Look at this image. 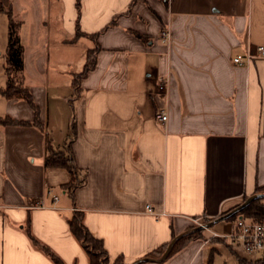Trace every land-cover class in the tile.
<instances>
[{
  "label": "crops",
  "instance_id": "crops-1",
  "mask_svg": "<svg viewBox=\"0 0 264 264\" xmlns=\"http://www.w3.org/2000/svg\"><path fill=\"white\" fill-rule=\"evenodd\" d=\"M0 4L18 22L19 82L37 106L3 95L4 70L0 117L28 123L0 124V264H53L30 236L63 264H89L68 229L74 211L109 261L157 259L188 234L138 264H204L214 239L193 219L225 233L231 220L220 217L264 187V57L231 61L264 45V0ZM7 33L0 11L2 56ZM67 145L80 181L71 194L66 169L45 164L49 147Z\"/></svg>",
  "mask_w": 264,
  "mask_h": 264
},
{
  "label": "trees",
  "instance_id": "trees-1",
  "mask_svg": "<svg viewBox=\"0 0 264 264\" xmlns=\"http://www.w3.org/2000/svg\"><path fill=\"white\" fill-rule=\"evenodd\" d=\"M75 7L78 11L79 8V0H75ZM0 11H4L8 17V33H7V46L5 50V64L4 70L7 77L6 86L2 89L3 95L7 98H21L27 101V103L33 108L35 113L37 114V106L33 102V99L30 93L21 86L19 82L18 73L22 70V44L18 34V22L15 21L12 17L11 12L6 10L3 5L0 4ZM92 59H88L83 65L82 70L78 73V77L83 76L92 66ZM77 77V78H78ZM28 122L15 120L9 118L7 116L0 117V124H27ZM45 164L47 166L53 167H61L66 169L69 174V181L62 185V189L71 194L73 189L80 183L77 180V175L79 171L75 167L69 145L63 147L62 149L54 150L51 147L48 148V154L45 158ZM255 193H264V187H259L255 189ZM243 200L245 197L242 198ZM263 198L253 199L248 202L244 207L240 209V212H237L233 215L227 216L226 219H233L236 216H241L248 220L252 221H261L264 219V201L261 202ZM68 229L70 233L74 236L77 242L84 249L89 264H123L119 257H116L113 261H109L107 257V253L102 246V243L99 239L94 238L84 227L82 223V215L79 211H74L72 215L67 220ZM188 234H183L176 238L168 251L166 257L175 251L179 245L188 238ZM31 241L35 246L40 248L50 259L53 264H63V262L54 255L51 250L45 245L39 243L35 238L30 236ZM166 245L159 248L157 252V256H160ZM146 257H152L153 255L147 254ZM243 260L246 263L250 264H264V258H256L253 261L247 260L245 258H237L238 264H243ZM139 263V262H138ZM135 263V264H138ZM204 264H210V256L207 258V261Z\"/></svg>",
  "mask_w": 264,
  "mask_h": 264
},
{
  "label": "built area",
  "instance_id": "built-area-1",
  "mask_svg": "<svg viewBox=\"0 0 264 264\" xmlns=\"http://www.w3.org/2000/svg\"><path fill=\"white\" fill-rule=\"evenodd\" d=\"M160 37L163 42H169V32L167 28L160 32ZM256 57H264V45H254L252 49L246 46L242 53L233 55L231 61L236 65H245ZM167 84V75L160 76L157 80L156 88L161 92H166ZM155 117L160 124L164 125L167 120L166 111L164 109H159ZM47 192L51 194L49 189ZM57 198V195L51 194L52 203H55ZM36 206L44 207V203L40 201ZM145 208L148 213H153L149 204H146ZM193 221L197 226L206 228L205 225L199 221V218H195ZM211 239L224 240L231 248H238L246 254L255 255L256 258H264V219L261 221H252L241 216H236L231 221L230 228L227 232L218 233L211 231L209 237L204 241Z\"/></svg>",
  "mask_w": 264,
  "mask_h": 264
},
{
  "label": "rangeland",
  "instance_id": "rangeland-1",
  "mask_svg": "<svg viewBox=\"0 0 264 264\" xmlns=\"http://www.w3.org/2000/svg\"><path fill=\"white\" fill-rule=\"evenodd\" d=\"M17 30H18V34H19V29L17 28ZM4 64H5L4 55L3 56L0 55V84H4V78H5ZM245 199H246V197H245ZM243 201L244 200L242 199L236 206H234L229 211L225 212L223 215H227L230 211H233L234 209H236L238 207V205L241 204ZM260 201L263 202L264 198ZM237 212H240V210ZM231 215H233V214H231ZM233 219H230V220L232 221ZM200 222L206 226V224L203 220H201ZM201 232H202L201 233L202 239L207 238L210 235L209 230L207 231L204 228H203V230H201ZM210 246H212L214 248V250H209V248L205 249V253H206L205 262L207 261V258L210 256V264H238L237 258L239 259L242 257H244L247 260H252V261H253V259H256L255 255L246 254L238 248H231L230 246L227 245L226 241L221 240V239H214L213 241H211V243H209L207 245V247H210ZM243 264H250V263H246V261L243 260Z\"/></svg>",
  "mask_w": 264,
  "mask_h": 264
},
{
  "label": "water",
  "instance_id": "water-1",
  "mask_svg": "<svg viewBox=\"0 0 264 264\" xmlns=\"http://www.w3.org/2000/svg\"><path fill=\"white\" fill-rule=\"evenodd\" d=\"M257 198H264V193H252L250 195H248L246 197V199H244V201L238 205V207L236 209H234L233 211H230L227 215H223L222 217L220 218H225L231 214H235L237 213V211H239L242 207H244L248 202H250L251 200L253 199H257ZM206 227V226H205ZM198 230L202 229L200 226L197 227ZM175 238H173L165 247V249L163 250V252L161 253V255L157 258V259H154V258H150V257H141L139 259H136L134 261H132L131 263L129 264H135V263H138V262H143V261H161L163 260L166 255L168 254V251H169V248L173 242Z\"/></svg>",
  "mask_w": 264,
  "mask_h": 264
}]
</instances>
